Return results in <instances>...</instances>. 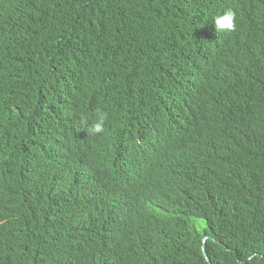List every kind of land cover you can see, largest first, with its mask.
I'll use <instances>...</instances> for the list:
<instances>
[{"label": "trees", "instance_id": "16d2710c", "mask_svg": "<svg viewBox=\"0 0 264 264\" xmlns=\"http://www.w3.org/2000/svg\"><path fill=\"white\" fill-rule=\"evenodd\" d=\"M101 1L100 15L88 0L6 2L14 11L21 6L28 9L39 27L34 28L30 46L21 41L8 63L5 56H0V198L5 203L1 202L5 216L9 214L6 251L10 253L5 262L0 259V264H99L105 258L110 264H264V0H256L258 8L250 14L245 10L236 12L235 30L228 34L240 45L237 57L235 44L225 41L224 36L202 48L194 42L192 18L197 16L196 30L202 32L207 26L206 13L218 0ZM84 5L90 8L93 20L85 18ZM82 23L94 25L99 44L84 39ZM256 28L263 44L252 46L246 35ZM153 31L158 36V31L162 32L170 46L194 43L200 53H212L213 58H207L211 68L215 62L229 67L236 57L240 74H236L233 84L242 85L224 98L228 104L220 112L211 111V124L205 120L209 118L208 110L190 104L188 118H202L206 124L183 139L177 140L171 123L162 119L166 138L175 143L170 151L178 149V154L153 150L159 160L148 173L159 176L158 181L163 177L168 194L144 215L159 239L151 244V251L143 247L137 251V245L131 246L133 232L129 225L114 235L103 229L109 211L102 212L101 204L83 211L73 204L61 217L60 209L52 202L51 184L44 177L46 170L36 171L31 178L26 171L23 174L12 166L6 137L17 135L13 122L15 119L20 126L25 110L20 106L15 110L14 106L30 104L33 94L29 86L35 78L46 77L51 69L71 71L66 62H118L116 52L144 44ZM210 33L214 36L212 30ZM159 43L154 39L150 46L157 50ZM159 54L162 72L155 73L145 58L139 62L135 76L133 65L126 62L119 74L102 80L106 95L110 96L111 91L125 90L128 95L139 91L134 98L152 100L163 83L176 82L165 73L171 56L165 51ZM179 72L173 69L174 75ZM98 108L96 104L94 109ZM50 118L53 129L58 120L53 112ZM69 119L72 121L70 115ZM36 146L44 153L50 152L37 142L30 152L34 159ZM20 155L19 151L14 157L23 159ZM54 158L58 156L50 160ZM211 210L215 213L207 219ZM191 219L197 221L190 224ZM204 235H210L205 247L208 259L202 254V242L197 254L185 257V242ZM128 245L129 255L124 258Z\"/></svg>", "mask_w": 264, "mask_h": 264}, {"label": "clouds", "instance_id": "9594fccd", "mask_svg": "<svg viewBox=\"0 0 264 264\" xmlns=\"http://www.w3.org/2000/svg\"><path fill=\"white\" fill-rule=\"evenodd\" d=\"M8 1L0 0V56H5L7 63L9 57H15L21 41L30 46L34 28L39 27L37 19L28 9L21 6L14 11L12 5L6 4ZM255 1L218 0V4L206 13L207 26L200 33L196 30L198 18L195 15L191 21L194 42L202 48L204 44L224 36L225 41L235 44L237 57L240 45L228 32L235 30L236 12L245 10L250 14L258 8ZM88 2L100 15L103 1ZM84 15L87 20H93L92 12L86 5ZM18 23L22 24L18 26ZM82 25L86 30L84 39L94 45L99 44L94 25ZM158 33L159 36L153 31L144 44L129 45L125 50L116 52L118 62H66L71 71L51 69L46 77L35 78L29 86L33 94L30 104L22 102L14 106L15 110L19 106L25 110L22 124L19 126L15 119L13 122L17 135L8 134L6 137L8 160L12 166L23 174L26 171L31 178L36 171L46 170L44 177L51 184L52 202L60 209L61 217L64 210L73 204L81 211L101 204L102 212L104 209L109 211L103 229L114 235L126 224L129 225L133 232L131 246L137 245V251L142 247L151 251V244L159 239L157 231L149 228L144 215L168 194L163 177L160 176L161 181H158L159 176L148 173L159 160L153 150L166 149L172 155L178 154V149L175 153L170 151L175 143L166 138V124L162 123V119L171 123L177 140L183 139L185 135L200 130L206 121L211 124V111L220 112L228 104L224 98L236 93L242 85L236 87L233 84L236 74H240L236 57L229 67L215 62L211 63V68L207 58H213L212 53H200L194 43L186 47L170 46L166 36L160 31ZM256 33L257 28L246 35L252 46L263 44ZM154 39L160 42L157 50L150 46ZM161 42L168 47H162ZM162 51L172 58L165 73L176 82L163 83L162 90L152 100L134 98L140 95L139 91L130 95L125 90L111 91L110 96L106 95V85L101 83L102 80L119 74L126 62L133 65L135 76L139 62L145 58L150 61L155 73L162 72L159 54ZM175 67L180 70L177 75L173 74ZM222 92L224 94H220ZM106 101H109L108 105H103ZM96 104L99 108L95 110ZM190 104L208 110L209 118L206 121L202 118L190 120L187 115ZM50 112L55 113L58 120L53 129L50 128ZM37 142L50 152L44 153L36 146L34 159L30 152ZM11 148L15 151L9 152ZM18 149L23 159L14 157L15 153L19 154ZM57 156L61 159L50 160ZM1 202L4 203L0 198V259L5 262L10 256L6 251L9 244L6 216L9 214L5 216ZM214 213V210L209 211L207 219ZM194 221L197 220L191 219L190 224ZM209 237H194L185 242V257L197 254L202 242V254L207 258L205 247ZM129 249L128 245L124 258L129 255ZM99 264H110V261L105 258Z\"/></svg>", "mask_w": 264, "mask_h": 264}, {"label": "bare ground", "instance_id": "6f19581e", "mask_svg": "<svg viewBox=\"0 0 264 264\" xmlns=\"http://www.w3.org/2000/svg\"><path fill=\"white\" fill-rule=\"evenodd\" d=\"M224 123V122H223ZM141 156H142V154H141ZM137 157V156H136ZM58 158H60L61 159V157H59L58 156ZM130 160V159H129ZM129 160H125V162H127V161H129ZM122 172H127V171H122ZM124 175H126V174H124ZM149 181V180H148Z\"/></svg>", "mask_w": 264, "mask_h": 264}]
</instances>
